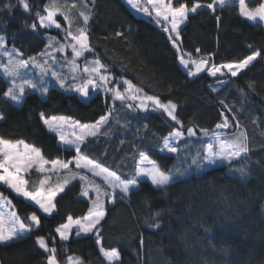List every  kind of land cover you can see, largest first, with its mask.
<instances>
[{"label":"trees","instance_id":"16d2710c","mask_svg":"<svg viewBox=\"0 0 264 264\" xmlns=\"http://www.w3.org/2000/svg\"><path fill=\"white\" fill-rule=\"evenodd\" d=\"M9 2L15 5L12 11L0 12V34L8 38L9 47L15 43L26 58L44 49V31L62 39L61 30L37 33L24 27V21L31 23L34 15L25 13L17 0H0V8ZM75 2L77 7L71 9V15L87 10L82 0ZM88 2L90 7V0ZM247 2L255 7L261 0ZM30 3L34 5V13L35 6L42 10L47 0H30ZM216 16L221 17L219 27ZM57 19L67 27L62 16L58 15ZM88 29L95 54L107 65L121 89L126 87L120 81L123 77L147 95L177 104L176 113L183 122L185 136L187 127L198 126L197 135L188 139L187 148L181 141V151L177 154L159 151L160 138L178 127L161 109L143 111L131 102L136 107L130 110L126 107L128 102L113 101L109 93L102 91L82 101L77 92L59 85H50L45 96L28 89L23 101L15 103L3 95L9 85L2 71L0 112L5 119L0 121V135L34 144L49 160L67 161L76 153L60 144L58 135L47 129L39 113L91 123L112 109L111 131L103 135L104 129H101L97 137L88 138L82 153L125 179L132 178L141 151L166 170L179 168L185 173L176 178L166 194L145 181L132 191L130 202L117 199L113 205L105 200L107 215L102 222L101 246L119 249L121 258L115 264H264V59L257 58L235 77L230 74L219 77L226 81L223 84L207 71L191 78L181 67L168 34L150 19L134 14L123 0H95ZM181 29L179 48L191 53L193 58L215 53L213 62L221 65L240 61L255 50L264 55V25L242 17L237 0L223 9L217 7L215 13L207 8L198 9L196 14H190ZM118 31L123 36L117 37ZM196 48L200 53H196ZM87 56L95 57L89 53ZM33 72L36 77L41 76L39 69ZM250 82H255L254 91L248 87ZM213 88L219 90L213 91ZM240 89L247 93L246 98ZM221 100L232 106L235 117L226 112ZM222 112L228 115L230 127L217 129L216 125L223 120ZM254 117H259L257 124L252 123ZM234 119H239L241 128L235 127ZM117 120L120 123H116ZM144 124L148 125L146 130ZM203 128L209 129L208 136L199 131ZM241 131H246L249 137L250 160L208 168L204 167V161H201L202 168L191 165L198 150L205 154L202 146L211 141L214 133L231 137ZM241 166L249 167L251 175L242 178L234 170ZM42 177L43 174L33 168L26 176L29 190L38 188ZM100 183L103 185L101 180ZM81 189L78 180L69 184L56 197V210L48 215L0 182V193L11 201L21 218L35 212L41 220L40 228L29 237L8 246L0 245V261L4 264H45L46 254L35 243L36 237L43 235L49 238L50 246L57 248L60 264H69L67 256L79 257L84 264H107L98 250H85L87 243L96 240L94 235L77 237L73 232L68 241H62L55 232L67 222L69 215L75 219L87 214L91 197L81 196ZM159 209H164L162 217L156 218L161 228L148 227Z\"/></svg>","mask_w":264,"mask_h":264},{"label":"snow or ice","instance_id":"6c2138e0","mask_svg":"<svg viewBox=\"0 0 264 264\" xmlns=\"http://www.w3.org/2000/svg\"><path fill=\"white\" fill-rule=\"evenodd\" d=\"M85 9L79 10L75 16L71 15V9L76 8L77 4L75 0L69 3L68 0H47V3L41 10L38 6H35L37 10L33 13L34 5L30 3V0H17V4L22 7L25 13L34 15V19L31 23L24 21L23 26L30 28L32 31L39 33L40 30L58 29L64 33L61 39L58 36L50 35L48 31H44L43 35L46 39L45 47L38 52L35 56H28L25 58L24 53L20 48L16 47L15 43L8 46V38L0 34V71H2L3 78L9 85L4 91V97L10 99L13 102L21 103L24 98L26 89L38 90L42 95H47L49 91L48 81L43 79L47 75L55 77L59 82L60 87L66 88L68 91H75L79 93L82 101H88L91 99L90 86L93 90L103 89L106 93H111V99L113 101H120L125 104L129 99L141 100L140 93L142 89L137 88L130 80L120 78L124 87L121 91V84L117 83L111 87L113 77L108 72L107 65L101 63L98 55L95 54L94 47L90 44L89 39V21L92 18L93 10L95 8V0H90L91 6L89 7L88 0H82ZM126 2L133 8H138L140 11L152 15V11L155 12L156 22H166L167 26L164 27V31L169 33V40L172 42L173 47L179 49L177 39L180 37L182 31L181 25H185L189 20L190 14H196L198 9L207 8L213 13L216 12L217 7L223 9L226 6H230L232 0H211V2L202 3L201 0H146V6H141L140 0H126ZM240 15L251 22H260L264 24V0L253 7L249 8L245 3V0H239ZM13 5L11 2L6 3L3 8H0V12H11ZM62 16L63 20L67 22V27L62 26L61 22L57 19V16ZM217 27H219L221 17L216 16ZM82 19V22H81ZM174 34V35H173ZM117 37L123 36L122 32H116ZM249 48L252 46L249 45ZM71 49L72 59H65V63H60L57 56L54 53H64L67 57L66 49ZM196 53H200V49H195ZM85 53H89L95 56V59L88 61L85 57ZM188 58L185 59L183 55L179 57L180 63L187 70V75L190 77H197L199 73L205 72L212 77L218 78V83L223 84L226 81L219 79L223 77L225 73L222 69H226L230 76H237L241 70L247 69L257 58L264 59L261 51L255 50L251 55L246 56L244 59L237 62H229L221 65H216L213 62L215 53H209L207 57L193 58L191 53H188ZM84 57V66L81 69L77 61ZM51 61V63H50ZM57 65L62 69L67 65L70 69V73L66 76L63 71H58ZM39 69L41 79L35 81L28 79L24 75V71L29 68ZM84 74H87L86 76ZM80 80L81 83H75ZM248 87L255 90V82H250ZM218 88H213V91H218ZM241 95L246 98L247 93L244 89H240ZM143 99L152 101L154 106L163 110L168 117L178 126L174 130L170 131L167 136L160 138L162 143L158 145L161 153L168 152L171 154H177L181 151L180 142L184 141V147L188 146V139L196 137L198 126H189L186 129L187 136H185V130L183 122L179 119L176 110L177 104L168 100L166 103L161 102L157 96H145ZM227 113L235 117L232 106L225 104L224 101H220ZM126 107L130 110H135V107L131 103H126ZM140 109L144 111L148 110V105L141 100L138 105ZM223 120L222 123L216 125L217 129L229 128V117L224 112L221 113ZM40 119L47 129L59 136V140L66 147V149L74 150L76 153L70 160H61L59 158L49 160L47 159L42 150L36 147L34 144H28L22 139L12 140L0 135V182L7 188L12 189L15 193L27 198L30 201H34L39 209L43 213L51 215L57 208L55 203L56 197L65 191V188L74 180H79L82 185L80 195L83 197H89L90 191L94 193V198H91V207L83 217L73 218L71 215L67 217V222L61 224L55 229V232L59 234V238L62 241H68L72 235V229L75 227V235L79 237L81 234H92L96 237V243L101 245L102 236V222L105 221L107 215V209L105 200L110 204H115L117 199L127 200L130 202L131 193L135 189H139L141 183L150 181L153 188L157 191L167 193V189L172 185L178 176H183L185 173L179 168H173L166 170L156 160H152L145 152H139L140 157L134 166L131 179L122 178L116 171L110 170L108 167L97 162L94 159H90L86 154L82 153V146L86 144L88 137H97L98 133H101V129L104 131L101 133L107 135L111 131V117L112 109H109L105 115H101L100 118L93 124H81L79 121H72L71 117L67 116H46L44 112L39 113ZM5 119L3 112H0V121ZM259 117H254L253 124H257ZM71 123L73 127L81 129L79 135L73 133L74 138L70 139L64 134V126ZM116 123H120L119 120ZM234 125L237 128H241L239 119H234ZM107 126V127H106ZM125 127L127 122H125ZM144 129L148 128L147 124H144ZM139 131V129L137 130ZM204 136H208L209 129H199ZM153 135H156L155 133ZM123 143V141L121 142ZM203 152L201 154L198 150L192 160L191 165H195L197 168H202L201 161H205L209 164H216L217 161H225L229 166L234 161L250 160L249 153L252 149L249 147V137L246 131H241L238 135L221 136L219 133H214L211 142L204 144ZM106 155V153H105ZM77 170L87 169L88 172L93 174V177H100L103 181V185L97 183L93 177H89L82 171L74 170L70 167L73 165ZM259 163V161H254ZM51 167L46 169L45 166ZM35 168L38 172L45 174L43 179L39 180V187L29 190V180L25 178L31 170ZM242 178H247L251 175L249 167L241 166L234 169ZM64 172V178H59V173ZM48 173L57 174V182L55 185H51L49 182L51 176ZM45 185H48L47 189ZM11 205V201L4 197L3 193H0V209ZM14 205L12 208L14 209ZM264 207V205H262ZM164 209H159L154 213L152 223L148 224V227L159 229L161 223L158 219L162 217ZM7 215V218H5ZM41 226L40 217L35 212L29 214L26 218H21L16 211L12 210L7 214L0 210V245L8 246L12 243L19 242L29 237L35 230H38ZM54 240L55 238L52 237ZM35 243L43 250L45 255V264H60L57 258V248L50 246L49 238L46 236H37ZM140 244L143 246L144 241L141 235ZM213 247H215L213 245ZM67 249H65L66 251ZM227 251V250H225ZM100 252L106 258L107 261H119L121 253L118 248L105 249L100 247ZM69 264H84V261L79 257L67 256ZM0 264H4L0 261Z\"/></svg>","mask_w":264,"mask_h":264},{"label":"crops","instance_id":"0c3cea01","mask_svg":"<svg viewBox=\"0 0 264 264\" xmlns=\"http://www.w3.org/2000/svg\"><path fill=\"white\" fill-rule=\"evenodd\" d=\"M124 2H125V4L129 7V9L134 13V14H136V15H138V16H142V17H144V18H146V19H150L153 23H155L158 27H160L162 30L164 29V27L165 26H167V25H165L163 22H162V20H161V23H157L156 22V17H155V12L151 9V6H148L149 7V10L150 11H152V15L150 16V15H148V14H146V13H144V12H142V11H140L138 8H133L132 6H130L127 2H126V0H123ZM140 4H141V6H146V1L145 0H140ZM183 25H181V27H182ZM168 34V36H169V33H167ZM177 42H178V44L180 43V37L177 39ZM172 43V42H171ZM175 49H176V51L178 52V56L180 57L181 55H183L184 57H185V59H187L188 58V55H187V53H184V52H182L181 50H180V48L179 49H177L176 47H174ZM66 52H67V54H68V56L65 58V55L62 53V55H61V58H60V63H65V59H67V60H70L69 58L71 57V55H70V51H68V49L66 50ZM198 58H201V57H198ZM87 60L88 61H92V59H91V57H87ZM84 62H85V59H83V60H81L80 61V63L82 64V65H84ZM179 63H180V59H179ZM180 65H181V67L187 72V70L184 68V66L180 63ZM57 67L58 68H60L58 65H57ZM29 69H31V68H29ZM28 69V70H29ZM33 70H35V68L33 69ZM62 71H63V73L66 75V76H68L69 75V73H70V70H69V68H68V66L67 65H65L62 69H61ZM205 71H207V70H205ZM109 72V71H108ZM34 73V72H33ZM110 73V72H109ZM201 73H203V72H201ZM201 73H199V74H201ZM198 74V75H199ZM84 75H87V74H84ZM112 75V74H111ZM112 77H113V80H112V83L109 85V87H111V86H113V85H115V84H117L115 81H114V76L112 75ZM35 78H38V77H35ZM40 79H41V76L39 77ZM38 78V79H39ZM191 78H194V77H191ZM82 81H78V83H81ZM121 91H123L124 89H120ZM98 91H102V92H104V90L103 89H95V90H91L90 91V93H89V95L91 96L92 94H95L96 92H98ZM109 95H111V93H109ZM141 96V100H143V102L145 103V104H147L148 105V110H150V109H152V110H156L157 108L154 106V104H153V102L152 101H148V100H146V99H143L145 96H155V95H147L146 93H144V92H142V94L140 95ZM81 98V97H80ZM141 100H132V99H129L127 102L128 103H136L137 104V107H138V105L141 103ZM161 102H163V101H161ZM131 103V104H132ZM139 108V107H138ZM140 109V108H139ZM141 110H143V109H141ZM144 111V110H143ZM77 121V120H76ZM96 122V121H95ZM95 122H91V123H84V124H93V123H95ZM68 125V126H67ZM73 133H75V135H79L80 133H81V129L80 128H78V127H73L72 126V124L71 123H68V124H66L65 126H64V134L68 137V138H70V139H73L74 138V135H73ZM59 137V136H58ZM88 138H90V137H88ZM59 142H60V144L62 145V146H64L63 144H62V142L59 140ZM65 147V146H64ZM140 159V158H139ZM139 161V160H138ZM51 166L50 165H46L45 166V168L46 169H48V168H50ZM70 167L71 168H73L74 170H77V169H75L74 168V162H73V165H70ZM77 171H82L84 174H86V175H88L89 177H93V175H92V173H90V172H88V170L87 169H83V170H77ZM44 175L45 174H43V177H42V179L44 178ZM48 175H50L51 176V180H50V184L51 185H55V183L57 182V174H54V173H48ZM64 175H65V173L64 172H60L59 173V178L60 179H63L64 178ZM27 176V175H26ZM26 176H25V178H26ZM94 179H95V181L97 182V183H100V180L101 179H98V178H96V177H93ZM97 179H98V181H97ZM74 181H77V180H74ZM74 181H72V182H74ZM79 181V180H78ZM100 184H102V183H100ZM47 187H48V185H45V188L47 189ZM89 197H91V198H94V193H92L91 191H90V193H89ZM7 199V198H6ZM38 206V205H37ZM39 207V206H38ZM2 211L4 210V211H12V210H14L13 208H12V206L11 205H8V206H6V207H4L3 209H1ZM15 211V210H14ZM76 231V229H75V227L72 229V233L73 232H75ZM58 234V233H57ZM82 235H85V234H81L80 236H82ZM58 236H59V234H58ZM76 236V235H75ZM71 237V236H70ZM100 247H101V245H98L97 243H96V240H94V241H91V242H89V243H87L86 244V246H85V250H87V249H89V248H94V249H96V250H98L99 252H100ZM101 253V252H100ZM82 254V256L84 257L85 256V253L83 252V253H81ZM102 254V253H101ZM104 257V256H103ZM104 259H105V261H106V263L107 264H115L116 262H118V261H113L112 263H110L109 261H107L106 260V258L104 257Z\"/></svg>","mask_w":264,"mask_h":264},{"label":"rangeland","instance_id":"374dc122","mask_svg":"<svg viewBox=\"0 0 264 264\" xmlns=\"http://www.w3.org/2000/svg\"><path fill=\"white\" fill-rule=\"evenodd\" d=\"M146 1V0H145ZM232 1H234V0H232ZM237 2H238V5H239V0H237ZM245 3L247 4V6L249 7V8H253L252 6H250L249 5V3L247 2V0H245ZM239 8H240V5H239ZM161 20H162V18H161ZM162 22H163V20H162ZM165 25H167L166 24V22H163ZM264 25V24H263ZM63 26V25H62ZM65 27V26H64ZM53 29H55V28H53ZM55 30H58V29H55ZM63 33V32H62ZM174 35V34H173ZM63 36H64V33H63ZM63 36H62V38H63ZM67 50V49H66ZM68 51H70L71 52V49L70 48H68ZM62 55V53H54V55H56L57 56V59H59L60 60V58H61V55ZM64 54V53H63ZM87 54L88 53H85V57H88L87 56ZM65 55V54H64ZM70 55H71V57L69 58L70 60L72 59V54L70 53ZM63 56V55H62ZM67 56H68V54H67ZM90 57V56H89ZM84 59V57H81L78 61H77V63L80 65V67H81V69L83 68V66L84 65H82L81 63H80V61L81 60H83ZM91 59L93 60V59H95V57H91ZM101 60V59H100ZM50 63H51V61H50ZM101 63H103L102 61H101ZM59 66V65H58ZM69 68V67H68ZM56 70H58V71H62L61 70V68H58L57 67V69ZM70 70V69H69ZM109 70V69H108ZM222 71L225 73V74H228L227 73V70L226 69H222ZM242 71V70H241ZM240 71V72H241ZM24 75H25V77L26 78H28V79H34L35 77H36V75H34L33 74V68H31V69H29V70H25L24 71ZM41 75V74H40ZM86 76V75H85ZM43 79H45V80H47L49 83H48V87L50 86V85H59V82L55 79V77H53V76H51L50 74L49 75H47V76H45V77H43ZM40 79H36L35 81H39ZM78 81L79 80H77V81H75V83H78ZM60 86V85H59ZM121 89V88H120ZM28 89H26V91H27ZM92 90V88H91V86H90V91ZM25 91V92H26ZM36 91H38V90H36ZM39 92V91H38ZM142 93H140L139 95H141ZM78 95H79V93H78ZM43 96H45V95H43ZM80 96V95H79ZM16 103V102H15ZM68 117V116H67ZM72 119V121H76L75 119H73V118H71ZM81 123V122H80ZM81 124H84V123H81ZM68 126V125H67ZM239 134V133H238ZM238 134H234V135H238ZM211 142V141H210ZM166 153H168V152H166ZM169 154H171V153H169ZM150 158V157H149ZM225 163H227V162H225V161H217V163L216 164H209V163H207V162H205L204 161V167H206V168H208V167H213V166H216V165H222V164H225ZM93 175V174H92ZM96 178H98V179H101L100 177H96ZM101 181H102V179H101ZM103 182V181H102ZM17 194V193H16ZM19 195V194H18ZM21 196V195H20ZM8 200V199H7ZM33 203H35L34 201H32ZM12 206V205H11ZM1 210V209H0ZM4 211V210H3ZM6 214L9 212V211H4ZM5 218H7V215H6V217ZM110 263H112V262H110Z\"/></svg>","mask_w":264,"mask_h":264}]
</instances>
